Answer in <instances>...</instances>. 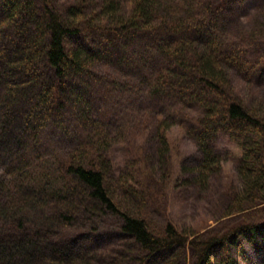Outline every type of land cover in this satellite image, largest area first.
<instances>
[{
  "label": "trees",
  "instance_id": "16d2710c",
  "mask_svg": "<svg viewBox=\"0 0 264 264\" xmlns=\"http://www.w3.org/2000/svg\"><path fill=\"white\" fill-rule=\"evenodd\" d=\"M236 3L0 0V264H146L162 252L161 264H238L233 248L264 264V22L225 30ZM175 124L199 153V190L222 173L217 137L240 149L241 187L203 231L154 215L173 185ZM91 216L114 217L124 237L96 249L79 224ZM242 235H260L259 261Z\"/></svg>",
  "mask_w": 264,
  "mask_h": 264
},
{
  "label": "rangeland",
  "instance_id": "374dc122",
  "mask_svg": "<svg viewBox=\"0 0 264 264\" xmlns=\"http://www.w3.org/2000/svg\"><path fill=\"white\" fill-rule=\"evenodd\" d=\"M237 1L238 3L234 4V8L230 7V10L226 11L225 30L229 31L231 23L234 22L239 27H241L239 24L244 25L246 29L254 28L257 21L264 22V0ZM247 92L248 89L244 91L245 94ZM82 93L88 94L86 91ZM94 104L98 105V103ZM115 106L120 108L122 104L119 102ZM54 134L56 135V133ZM169 138L174 150V175L171 182L173 185L165 195V207L167 209L162 212L155 211V218L161 223L165 215H168L184 231H203L208 225L216 224L217 218L221 215L220 203H224L230 187L238 186V189L241 187L236 166L240 149L227 135L220 134L216 139L215 147L226 156L223 161L222 173L219 177L213 178L206 187L199 190L191 182L192 166L199 157L196 145L177 124L170 127ZM124 152L125 146L123 144L115 145L111 154L115 165H122ZM182 166L183 172L181 171ZM5 172L6 164L0 163V176ZM158 202H162L160 197ZM90 220L79 224L83 226L90 223V226L87 225V227L94 232L92 246L96 249L117 245L124 237L119 228V221L114 217L91 216ZM77 228L80 226L78 225ZM241 242L247 256L256 261L261 259V254L258 251L259 248L263 247L260 235L255 236V243L249 235H242ZM165 255V252L155 254L146 264H161ZM232 255L238 264H249L240 257L235 248L232 249Z\"/></svg>",
  "mask_w": 264,
  "mask_h": 264
}]
</instances>
